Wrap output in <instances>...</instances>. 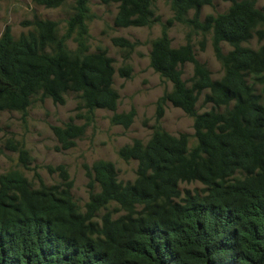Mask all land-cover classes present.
<instances>
[{
  "label": "trees",
  "instance_id": "16d2710c",
  "mask_svg": "<svg viewBox=\"0 0 264 264\" xmlns=\"http://www.w3.org/2000/svg\"><path fill=\"white\" fill-rule=\"evenodd\" d=\"M32 1L67 6V17L61 26L35 13L20 22L18 34L4 26L0 112L24 117L35 102L49 98L62 105L73 94L76 116L84 121L70 116L50 126L60 149L75 146L98 109L112 112L111 124L129 128L136 109L117 111L114 59L90 48V0ZM99 1L117 4L116 27L161 25L149 41V65L171 88L155 101L148 140L133 138L117 150L123 161H136L134 178L119 179L107 159L84 164L89 197L83 205L64 164L47 166L57 173L55 183L37 171L29 178L25 144L5 139L19 162L0 173V264H264V7L258 0H222L230 3L225 11L201 19V9L214 0H164L172 16L161 21L156 0ZM174 22L211 35L219 78L196 57L190 33L172 46ZM112 42L127 48V59L139 43L122 36ZM223 44L230 48L224 51ZM185 63L193 67L188 79ZM117 71L127 77L132 66L126 62ZM200 97L210 109L198 110ZM168 104L192 119V135L163 127ZM192 182L203 186L181 187Z\"/></svg>",
  "mask_w": 264,
  "mask_h": 264
},
{
  "label": "rangeland",
  "instance_id": "374dc122",
  "mask_svg": "<svg viewBox=\"0 0 264 264\" xmlns=\"http://www.w3.org/2000/svg\"><path fill=\"white\" fill-rule=\"evenodd\" d=\"M258 6L264 7V0H258ZM229 2L214 0L212 5H206L201 9L200 18L207 14L221 13L227 9ZM93 19L89 22L91 50L103 48L113 57L116 73L114 75V87L118 90L120 98L117 111H127L131 107L136 109V116L129 128L110 123L111 111L98 109L93 123L86 126L82 137L76 139L75 146L68 149H60L59 143L51 130V125H60L70 116L75 122L83 123V119L76 116V99L73 94L66 96L65 104H54L47 98L43 102H35L28 108V113L23 117L18 111L0 112V145L3 153L0 154V173L9 168L16 167L19 162L18 153L4 147L7 137L23 142L32 157L30 167L25 170L29 178L34 177L37 171L47 183H55L58 180L56 172H51L48 165L56 166L64 164L68 169L70 178L73 179L72 193L80 205H83L89 197L88 177L84 164L91 165L96 159L103 158L115 163L118 169L119 179L132 180L135 176L136 161H123L117 153L120 146L130 142L133 138L147 141L151 134V125L154 122L155 101L165 89H170V82L164 81L149 65L150 39L158 36L161 25L155 23L151 27H116L113 19L117 11V4L105 5L99 0H90ZM156 13L161 21L172 16L169 5L164 0L155 1ZM68 7L46 8L36 5L32 0H0V34L6 24H9L14 34H18L23 27L20 22L37 15L58 20L61 26L67 17ZM192 13V12H191ZM190 33L193 41L196 57L206 64L213 78H219L223 71L220 62L216 59L211 45V35H203L200 31H194L184 23L174 22L169 27L172 46L184 44ZM122 36L130 41H138L130 57L125 58V47L113 44L112 38ZM257 46L256 39L249 43ZM70 46L73 44L70 42ZM230 48L223 44L224 51ZM126 59V60H125ZM129 63L132 66L130 76H122L118 68ZM183 78L188 79L193 72L191 63H185L182 67ZM198 110L204 111L211 108V104H202L200 97ZM163 127L172 134L188 132L193 134L192 119L180 108L168 104L161 120ZM203 185L199 182L182 183L181 187L200 189Z\"/></svg>",
  "mask_w": 264,
  "mask_h": 264
}]
</instances>
